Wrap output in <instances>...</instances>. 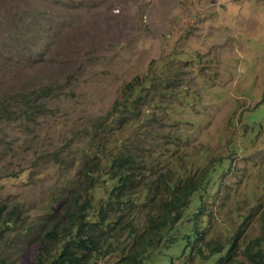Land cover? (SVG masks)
Here are the masks:
<instances>
[{"label": "rangeland", "instance_id": "rangeland-1", "mask_svg": "<svg viewBox=\"0 0 264 264\" xmlns=\"http://www.w3.org/2000/svg\"><path fill=\"white\" fill-rule=\"evenodd\" d=\"M152 73L166 80L150 89L154 123L186 135L202 165L228 158L208 235L260 236L264 0H0V98L33 91L44 105L31 117L13 104L10 119L0 112V204L20 211L0 235L2 264H36L44 245L49 263L61 242L46 233L65 205L50 198L69 189L80 144L124 85ZM97 246L88 264H117L120 245Z\"/></svg>", "mask_w": 264, "mask_h": 264}, {"label": "trees", "instance_id": "trees-1", "mask_svg": "<svg viewBox=\"0 0 264 264\" xmlns=\"http://www.w3.org/2000/svg\"><path fill=\"white\" fill-rule=\"evenodd\" d=\"M165 81L153 73L131 79L102 125L80 144L69 189L49 200V206L63 199L65 205L62 225L46 233L48 242H61L48 264H88L87 254L100 251V240L120 245L117 264H242L237 253L264 264V219L260 236L242 237L240 244L243 228L224 241L208 235V199L218 192L214 178L224 173L228 158L219 155L202 165L200 155L185 151L186 135L154 123L150 89ZM35 96L30 91L0 98V112L10 119L13 104L25 117L34 116L44 110ZM159 102L166 105L164 95ZM261 196L264 207V190ZM16 207L0 204V235L19 224ZM48 253L40 247L36 264H45Z\"/></svg>", "mask_w": 264, "mask_h": 264}]
</instances>
